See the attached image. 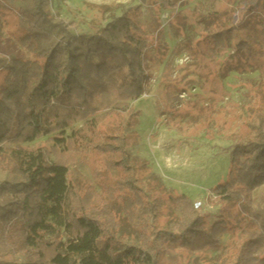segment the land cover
Masks as SVG:
<instances>
[{
    "label": "trees",
    "instance_id": "trees-1",
    "mask_svg": "<svg viewBox=\"0 0 264 264\" xmlns=\"http://www.w3.org/2000/svg\"><path fill=\"white\" fill-rule=\"evenodd\" d=\"M5 10L15 13L17 31L12 51L0 53V145L13 144L16 151L0 157V264H169L173 247L216 249L218 236L227 231L224 221L206 227V216L184 194L173 197L180 208V232L146 233L159 201H148L136 184L120 135L105 133L102 144H82L103 154L107 168L123 173L106 185L104 205L98 209L89 192L80 195L69 186V152L79 149L76 136H65L66 129L121 110L142 95L149 80L144 56L153 44L132 10L90 32H77L74 22L55 14L51 0H0V24ZM229 31L214 34L213 43H226ZM253 39L264 45V15ZM236 46L251 50L241 40ZM45 136L50 145L21 147ZM263 184L264 101L244 139L231 148L225 179L211 188L224 204L247 206L258 225L232 264H264V209H253L254 191ZM117 203L124 214L120 220L113 211ZM60 228L74 236L45 241V234ZM120 230L138 236L142 244L117 245L113 237ZM66 253L77 256V262Z\"/></svg>",
    "mask_w": 264,
    "mask_h": 264
},
{
    "label": "rangeland",
    "instance_id": "rangeland-1",
    "mask_svg": "<svg viewBox=\"0 0 264 264\" xmlns=\"http://www.w3.org/2000/svg\"><path fill=\"white\" fill-rule=\"evenodd\" d=\"M51 8L59 17L74 22L77 32L95 31L132 10L153 44L144 56L149 80L139 98L100 120L88 117L66 129L65 136H76L79 149L69 152L70 188L80 195L89 192L91 205L98 209L104 205L106 185L123 173L107 168L103 154L82 148V144H102L105 133L120 135L130 153L136 184L148 201H159L155 217L147 222V234L180 232V208L173 201L177 194L186 195L192 203H203L198 211L206 216V227L218 221L227 227L218 236L216 249L173 247L175 257L169 264H232L249 234L258 232V225L247 206L226 205L211 188L225 179L229 152L244 139L255 109L264 101V45L253 39L264 15V0H152L149 4L140 0H51ZM4 15L0 53L6 55L12 51L17 19L12 10ZM225 29H230L228 40L216 46L213 35ZM239 40L251 50L237 47ZM2 75L0 71V80ZM46 138L21 147L35 149L44 145ZM14 151L13 144L0 145L3 159ZM120 208L119 203L113 206L117 220L124 217ZM253 209H264V184L254 191ZM73 236L60 228L44 238L66 241ZM113 239L117 245L142 244L127 231H116ZM66 255L70 262H77V256Z\"/></svg>",
    "mask_w": 264,
    "mask_h": 264
},
{
    "label": "built area",
    "instance_id": "built-area-1",
    "mask_svg": "<svg viewBox=\"0 0 264 264\" xmlns=\"http://www.w3.org/2000/svg\"><path fill=\"white\" fill-rule=\"evenodd\" d=\"M193 206L195 209H200L203 206V203L200 200L193 201Z\"/></svg>",
    "mask_w": 264,
    "mask_h": 264
}]
</instances>
